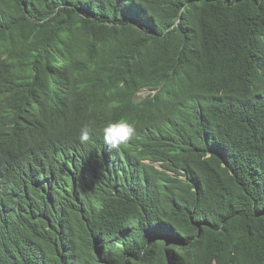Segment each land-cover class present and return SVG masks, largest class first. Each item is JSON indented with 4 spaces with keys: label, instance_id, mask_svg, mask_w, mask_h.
<instances>
[{
    "label": "trees",
    "instance_id": "1",
    "mask_svg": "<svg viewBox=\"0 0 264 264\" xmlns=\"http://www.w3.org/2000/svg\"><path fill=\"white\" fill-rule=\"evenodd\" d=\"M0 264H264V0H0Z\"/></svg>",
    "mask_w": 264,
    "mask_h": 264
},
{
    "label": "clouds",
    "instance_id": "2",
    "mask_svg": "<svg viewBox=\"0 0 264 264\" xmlns=\"http://www.w3.org/2000/svg\"><path fill=\"white\" fill-rule=\"evenodd\" d=\"M91 131L88 125H85L80 130V140L86 142L89 140V132ZM104 140L107 144L115 147L129 140L135 134V128L126 119H120L114 123L109 122L102 129Z\"/></svg>",
    "mask_w": 264,
    "mask_h": 264
},
{
    "label": "rangeland",
    "instance_id": "3",
    "mask_svg": "<svg viewBox=\"0 0 264 264\" xmlns=\"http://www.w3.org/2000/svg\"><path fill=\"white\" fill-rule=\"evenodd\" d=\"M148 93H149V91H141L139 95L141 97H145Z\"/></svg>",
    "mask_w": 264,
    "mask_h": 264
}]
</instances>
